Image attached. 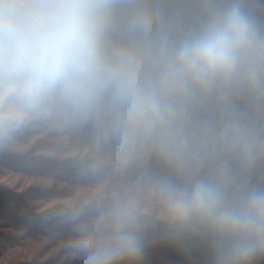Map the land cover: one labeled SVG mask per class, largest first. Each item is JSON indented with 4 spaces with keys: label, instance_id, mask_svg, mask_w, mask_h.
<instances>
[{
    "label": "clouds",
    "instance_id": "9594fccd",
    "mask_svg": "<svg viewBox=\"0 0 264 264\" xmlns=\"http://www.w3.org/2000/svg\"><path fill=\"white\" fill-rule=\"evenodd\" d=\"M0 105L4 137L55 113L116 167L157 163L155 217L63 214L84 264H136L157 226L207 264H264V0H0Z\"/></svg>",
    "mask_w": 264,
    "mask_h": 264
},
{
    "label": "trees",
    "instance_id": "16d2710c",
    "mask_svg": "<svg viewBox=\"0 0 264 264\" xmlns=\"http://www.w3.org/2000/svg\"><path fill=\"white\" fill-rule=\"evenodd\" d=\"M6 112L14 114L0 105V122ZM113 157L110 145L97 152L90 128L69 127L55 113L25 115L7 137L0 134V264H84L88 253L76 245L85 233L63 219L69 210L92 224L107 220L113 200L129 199L155 217L150 176L157 163L119 168ZM91 235L94 246L108 242L106 232ZM145 244L136 264H207L202 248L173 241L159 226L147 231Z\"/></svg>",
    "mask_w": 264,
    "mask_h": 264
}]
</instances>
